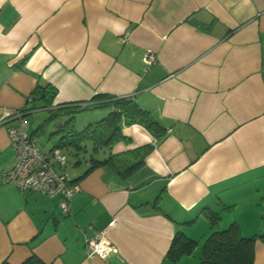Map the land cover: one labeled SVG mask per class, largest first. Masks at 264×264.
Returning <instances> with one entry per match:
<instances>
[{
	"label": "crops",
	"instance_id": "crops-1",
	"mask_svg": "<svg viewBox=\"0 0 264 264\" xmlns=\"http://www.w3.org/2000/svg\"><path fill=\"white\" fill-rule=\"evenodd\" d=\"M45 84L56 89L46 106ZM99 95L133 97L163 133L122 127L112 153L152 144L127 177L74 161L81 189L63 214L58 195L2 180L15 160L6 130L15 121L0 125V262L197 264L211 212L215 229L264 231V0H0V116L56 111L65 116L54 130L68 111L88 109L91 123L110 110ZM179 232L198 243L171 260ZM97 234L118 253L88 255ZM252 264H264L261 239Z\"/></svg>",
	"mask_w": 264,
	"mask_h": 264
},
{
	"label": "trees",
	"instance_id": "trees-1",
	"mask_svg": "<svg viewBox=\"0 0 264 264\" xmlns=\"http://www.w3.org/2000/svg\"><path fill=\"white\" fill-rule=\"evenodd\" d=\"M40 98L45 106L50 105L56 94V89L50 84L41 86ZM104 98L102 103L110 107L109 112L101 119L88 123L80 130L58 123L60 132L53 147L71 149L75 156V163L89 162L88 171L100 165H108L127 177L143 165L144 156L152 148V144H145L133 149L112 153L113 144L125 136L122 127L139 123L149 130L155 137L163 133V127L155 121L150 113L141 108L130 96L99 95ZM56 111H52L51 116ZM67 113H70L69 111ZM55 132V133H56ZM107 151L105 157H99L100 152ZM218 214H208L211 232L205 237L201 246V255L197 264H252L254 259V242L256 239L264 241V231L251 236H243L237 223L232 222L222 229H215ZM197 241L185 236L182 232L176 233L172 239L167 257L176 260L182 255L190 254L197 246ZM0 264H10L4 260ZM20 264H45L36 255H31Z\"/></svg>",
	"mask_w": 264,
	"mask_h": 264
},
{
	"label": "built area",
	"instance_id": "built-area-1",
	"mask_svg": "<svg viewBox=\"0 0 264 264\" xmlns=\"http://www.w3.org/2000/svg\"><path fill=\"white\" fill-rule=\"evenodd\" d=\"M143 60L147 65L152 64L155 61L154 52L146 49ZM12 120L15 123L7 124ZM4 124H7L6 130L15 160L12 167L2 174V180L14 184L20 190L58 195L59 207L63 214H67L71 198L80 191L81 186L64 169L66 155L58 147H53L46 153L40 150L28 129L23 110L5 108L0 116V125ZM85 246L88 255H96L103 260L118 253V248L101 234L88 238Z\"/></svg>",
	"mask_w": 264,
	"mask_h": 264
},
{
	"label": "rangeland",
	"instance_id": "rangeland-1",
	"mask_svg": "<svg viewBox=\"0 0 264 264\" xmlns=\"http://www.w3.org/2000/svg\"><path fill=\"white\" fill-rule=\"evenodd\" d=\"M86 110L88 109L78 110L75 111L74 114L73 112H70L71 114L68 117L66 116L65 122H68V125H71V128L75 130L82 129L84 126H86L89 123L86 116L87 114L84 113L87 112ZM49 112L50 114L52 113L51 110L50 111L46 109L37 110L36 112L30 114L27 120L29 131H31V128H33V124L43 126L42 132L36 134L35 139L40 150L45 153L51 150L58 140V138H56V135L54 134L56 130L59 129V125H56V127L54 125V130H53V123L60 120L64 115V114L54 115L50 120H47L49 118ZM65 122L63 123L60 122V123L64 124ZM60 149L66 155V163L64 165V169L69 174L72 168H74L75 166L74 165L75 156L72 154L71 149L63 148V147H61Z\"/></svg>",
	"mask_w": 264,
	"mask_h": 264
}]
</instances>
